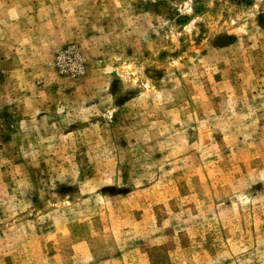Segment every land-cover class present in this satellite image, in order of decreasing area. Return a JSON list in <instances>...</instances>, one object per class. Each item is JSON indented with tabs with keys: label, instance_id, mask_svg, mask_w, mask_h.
Listing matches in <instances>:
<instances>
[{
	"label": "rangeland",
	"instance_id": "374dc122",
	"mask_svg": "<svg viewBox=\"0 0 264 264\" xmlns=\"http://www.w3.org/2000/svg\"><path fill=\"white\" fill-rule=\"evenodd\" d=\"M0 264H264V0H0Z\"/></svg>",
	"mask_w": 264,
	"mask_h": 264
},
{
	"label": "built area",
	"instance_id": "2783aa9c",
	"mask_svg": "<svg viewBox=\"0 0 264 264\" xmlns=\"http://www.w3.org/2000/svg\"><path fill=\"white\" fill-rule=\"evenodd\" d=\"M64 54L62 55L63 58L65 57H69L70 60L72 61V70L74 68H77L80 66V57L78 56V53L75 52L74 50H70V52H66L64 51L63 52ZM62 57H59V62L58 63H61L63 62L64 60L62 59Z\"/></svg>",
	"mask_w": 264,
	"mask_h": 264
}]
</instances>
